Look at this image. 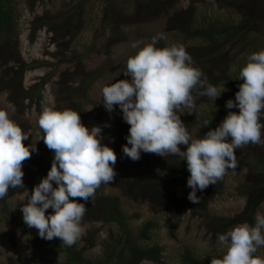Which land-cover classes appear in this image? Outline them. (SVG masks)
Returning <instances> with one entry per match:
<instances>
[{
  "label": "rangeland",
  "instance_id": "374dc122",
  "mask_svg": "<svg viewBox=\"0 0 264 264\" xmlns=\"http://www.w3.org/2000/svg\"><path fill=\"white\" fill-rule=\"evenodd\" d=\"M13 28L0 33V109L13 105L10 117L28 133L25 144L41 137L39 117L45 107L80 110L82 122L102 126L103 143L111 146L117 172L111 184H101L86 202L82 232L67 247L46 240L23 221L20 204L47 175L52 161L42 139L38 151L23 162V188L9 189L0 200V264H63L68 256L129 264L112 250L120 231L105 217L108 204L120 211L133 232L146 220L156 226L146 245L159 248L154 261L137 258L130 264H183L180 256L191 251L200 264H214L226 251L218 235L234 226L254 224L264 213V144H247L235 150L237 167L222 179L197 191L200 203L188 199L190 175L186 160L142 153L138 161L123 155L130 125L118 106L111 113L102 101V89L117 79H127V59L137 49L165 34L157 46L182 44L209 83L225 91L214 101L196 100L195 112L223 120L235 99L231 86H240V69L248 57L264 50V0H11ZM228 27L218 41L204 32ZM225 60L227 62H225ZM238 111V109H232ZM264 122V121H262ZM104 125H107L104 127ZM193 138L208 130L198 122L187 127ZM264 137V130H262ZM182 150L187 146L181 145ZM156 158H163L160 163ZM156 159V160H155ZM119 160V161H118ZM203 194H205L203 196ZM205 200V206L198 207ZM197 205V206H196ZM197 207V209L194 208ZM53 209L46 210V215ZM264 255V247L258 248ZM134 257V256H133Z\"/></svg>",
  "mask_w": 264,
  "mask_h": 264
},
{
  "label": "clouds",
  "instance_id": "9594fccd",
  "mask_svg": "<svg viewBox=\"0 0 264 264\" xmlns=\"http://www.w3.org/2000/svg\"><path fill=\"white\" fill-rule=\"evenodd\" d=\"M161 40H166L163 33L143 46L133 42L137 51L127 59L123 72L129 78L103 87L102 101L110 113L118 106L130 125L123 155L133 161L142 153L186 160L188 199L198 204L197 191L203 192L222 179L226 170L237 167L236 149L249 143L264 144V50L252 53L240 69L237 78L243 83L235 99L226 101L227 116L214 129L193 138L181 116L195 112L197 98L215 101L226 89L208 82L182 44L157 46ZM14 110L13 105L0 109V200L10 188L24 187L23 162L38 151L37 141L43 139L54 158L20 210L24 223L41 238H59L72 246L81 236L86 202L102 183L111 184L117 175V155L102 142V126L89 128L82 122L80 110L71 108L45 107L38 120L44 134L25 144L30 135L10 117ZM49 208L53 211L46 215ZM254 221L218 235L226 251L214 264H264V255L257 254L264 247V213H257Z\"/></svg>",
  "mask_w": 264,
  "mask_h": 264
},
{
  "label": "trees",
  "instance_id": "16d2710c",
  "mask_svg": "<svg viewBox=\"0 0 264 264\" xmlns=\"http://www.w3.org/2000/svg\"><path fill=\"white\" fill-rule=\"evenodd\" d=\"M13 28V7L11 0H0V33L9 32ZM228 27H217V28H210L206 32H204L203 36L207 37L209 40L218 41L225 37L226 31ZM225 62H227L225 60ZM239 90V86L235 83L231 86V92L233 93L232 96H235L236 92ZM181 119L184 121L186 127H191L193 123H199L200 125L204 126L207 130L214 129L221 123V118L219 119L218 116H211V115H199L196 119L189 116H181ZM207 122V125H204ZM43 131L41 130V136L43 135ZM43 142V139H42ZM44 144V142H43ZM45 145V144H44ZM46 147L47 155L51 160L54 158V153ZM158 163L161 162L163 158H156ZM155 159V160H156ZM119 161V160H118ZM262 176L264 177V171L261 172ZM205 194H203L204 196ZM83 202V201H81ZM197 206V205H196ZM205 200L202 204L198 207H204ZM114 201L109 202L108 210L105 211V217L109 220L114 221L117 224L119 231L121 232L118 236V239L114 242L112 246V250L115 252L120 251L119 259L124 260L126 263L129 260L135 259L133 262L137 263V258L147 259L154 261L158 255L159 248L156 245H146V242L149 240L150 236L149 233L156 229V226L152 220H146L141 222L133 232L132 228L129 226L127 220L123 216L120 211H115L113 209ZM194 208V207H193ZM194 209H197L194 208ZM55 242L61 244L62 247H67L63 241H60L59 238H53ZM134 256V257H133ZM180 260L183 264H200L199 261L196 259L195 255L186 250L180 256ZM116 261L113 255H107L105 260L100 261H90L88 259H77L72 256H68L67 260L63 264H110L111 262Z\"/></svg>",
  "mask_w": 264,
  "mask_h": 264
}]
</instances>
